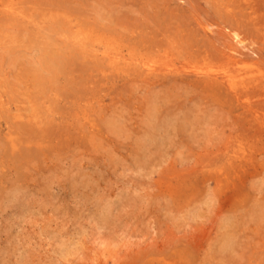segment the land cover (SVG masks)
Wrapping results in <instances>:
<instances>
[{"label": "rangeland", "instance_id": "374dc122", "mask_svg": "<svg viewBox=\"0 0 264 264\" xmlns=\"http://www.w3.org/2000/svg\"><path fill=\"white\" fill-rule=\"evenodd\" d=\"M0 264H264V0H0Z\"/></svg>", "mask_w": 264, "mask_h": 264}, {"label": "bare ground", "instance_id": "6f19581e", "mask_svg": "<svg viewBox=\"0 0 264 264\" xmlns=\"http://www.w3.org/2000/svg\"><path fill=\"white\" fill-rule=\"evenodd\" d=\"M224 27V26H223ZM240 36H238V34H236V32L234 33V36H232V38L234 39H237V41H236V44L238 43V44H243V40L242 39H240L239 38ZM245 43V42H244ZM244 47V46H243ZM48 49V48H47ZM50 50V49H49ZM57 54V53H56ZM109 54H111V53H109ZM118 54V53H117ZM46 55H47V53H46ZM116 57V56H115ZM120 57V56H119ZM123 57V56H122ZM46 58V57H45ZM54 58V57H53ZM58 58H59V56H58ZM60 59V58H59ZM236 59V58H235ZM61 61H62V59H61ZM231 61V60H230ZM56 63V62H55ZM43 64V63H42ZM64 64H66V63H64ZM69 64V63H68ZM44 65H47V64H44ZM60 65H61V62H60ZM230 65V64H229ZM66 66H67V64H66ZM65 66V67H66ZM69 66V65H68ZM37 68V67H36ZM40 69V68H39ZM155 69V68H154ZM43 70V69H42ZM156 70V69H155ZM44 71V70H43ZM41 72V71H40ZM50 76V75H49ZM55 76V75H54ZM235 93V92H234ZM29 125V124H28ZM31 136V135H30ZM25 151H26V149H25ZM33 152V151H32ZM34 158V157H33Z\"/></svg>", "mask_w": 264, "mask_h": 264}]
</instances>
